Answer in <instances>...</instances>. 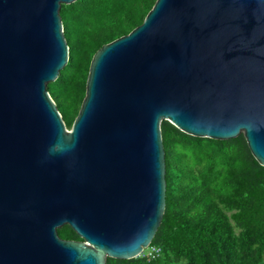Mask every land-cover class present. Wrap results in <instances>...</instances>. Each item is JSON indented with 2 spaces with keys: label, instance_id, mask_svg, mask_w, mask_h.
Here are the masks:
<instances>
[{
  "label": "water",
  "instance_id": "95a60500",
  "mask_svg": "<svg viewBox=\"0 0 264 264\" xmlns=\"http://www.w3.org/2000/svg\"><path fill=\"white\" fill-rule=\"evenodd\" d=\"M76 1L0 0V264L139 257L165 210L162 121L242 135L264 167V0H156L93 56L67 129L47 85L69 56L60 8Z\"/></svg>",
  "mask_w": 264,
  "mask_h": 264
},
{
  "label": "trees",
  "instance_id": "16d2710c",
  "mask_svg": "<svg viewBox=\"0 0 264 264\" xmlns=\"http://www.w3.org/2000/svg\"><path fill=\"white\" fill-rule=\"evenodd\" d=\"M156 0H77L60 18L69 56L47 91L70 129L85 96L90 63L104 45L139 26ZM165 210L150 245L158 256L106 264H264V167L242 135L196 138L160 124ZM64 240H80L67 225Z\"/></svg>",
  "mask_w": 264,
  "mask_h": 264
},
{
  "label": "built area",
  "instance_id": "2783aa9c",
  "mask_svg": "<svg viewBox=\"0 0 264 264\" xmlns=\"http://www.w3.org/2000/svg\"><path fill=\"white\" fill-rule=\"evenodd\" d=\"M159 253H160V248L153 245H149L147 248L142 250L140 257H145V258L154 257V256H158Z\"/></svg>",
  "mask_w": 264,
  "mask_h": 264
}]
</instances>
